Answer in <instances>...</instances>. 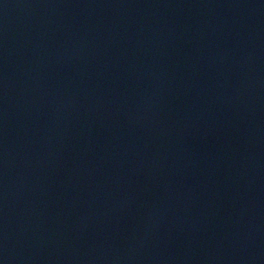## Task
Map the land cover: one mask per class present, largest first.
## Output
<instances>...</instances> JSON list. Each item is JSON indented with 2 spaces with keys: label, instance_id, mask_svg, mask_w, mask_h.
<instances>
[{
  "label": "water",
  "instance_id": "obj_1",
  "mask_svg": "<svg viewBox=\"0 0 264 264\" xmlns=\"http://www.w3.org/2000/svg\"><path fill=\"white\" fill-rule=\"evenodd\" d=\"M176 0H0V264H140Z\"/></svg>",
  "mask_w": 264,
  "mask_h": 264
}]
</instances>
